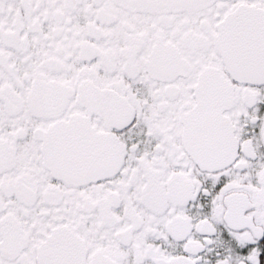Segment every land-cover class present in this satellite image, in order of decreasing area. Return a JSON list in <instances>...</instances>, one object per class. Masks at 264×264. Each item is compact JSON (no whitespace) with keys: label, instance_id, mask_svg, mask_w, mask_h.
<instances>
[{"label":"snow or ice","instance_id":"snow-or-ice-1","mask_svg":"<svg viewBox=\"0 0 264 264\" xmlns=\"http://www.w3.org/2000/svg\"><path fill=\"white\" fill-rule=\"evenodd\" d=\"M0 264H264V0H0Z\"/></svg>","mask_w":264,"mask_h":264}]
</instances>
